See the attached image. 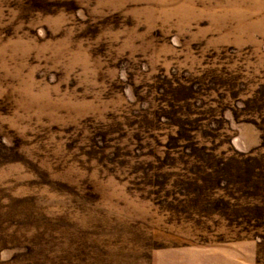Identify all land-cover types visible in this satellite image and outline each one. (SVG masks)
<instances>
[{
    "label": "rangeland",
    "instance_id": "obj_1",
    "mask_svg": "<svg viewBox=\"0 0 264 264\" xmlns=\"http://www.w3.org/2000/svg\"><path fill=\"white\" fill-rule=\"evenodd\" d=\"M230 245L264 264V0H0V264Z\"/></svg>",
    "mask_w": 264,
    "mask_h": 264
},
{
    "label": "crops",
    "instance_id": "obj_2",
    "mask_svg": "<svg viewBox=\"0 0 264 264\" xmlns=\"http://www.w3.org/2000/svg\"><path fill=\"white\" fill-rule=\"evenodd\" d=\"M231 246V245H230ZM244 245L219 249H188L173 253V258L161 259L154 264H250L241 254ZM231 248V249H230Z\"/></svg>",
    "mask_w": 264,
    "mask_h": 264
}]
</instances>
